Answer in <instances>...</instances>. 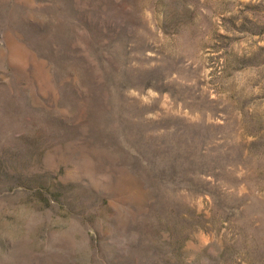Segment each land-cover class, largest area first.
Returning a JSON list of instances; mask_svg holds the SVG:
<instances>
[{
    "label": "rangeland",
    "instance_id": "obj_1",
    "mask_svg": "<svg viewBox=\"0 0 264 264\" xmlns=\"http://www.w3.org/2000/svg\"><path fill=\"white\" fill-rule=\"evenodd\" d=\"M0 264H264V0H0Z\"/></svg>",
    "mask_w": 264,
    "mask_h": 264
}]
</instances>
